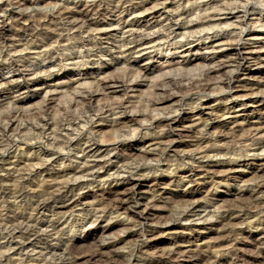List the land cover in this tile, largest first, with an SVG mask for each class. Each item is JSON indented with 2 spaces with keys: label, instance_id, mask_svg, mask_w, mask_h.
Here are the masks:
<instances>
[{
  "label": "bare ground",
  "instance_id": "1",
  "mask_svg": "<svg viewBox=\"0 0 264 264\" xmlns=\"http://www.w3.org/2000/svg\"><path fill=\"white\" fill-rule=\"evenodd\" d=\"M106 1L85 0L82 3L97 6V10L76 15L70 1L61 0L46 18H39L38 12L22 8L26 0H0V55L13 56L7 67L19 72V78L47 72L26 62L31 54L25 50L32 44L42 49L40 55L54 60L59 70L64 60L79 65L107 55L127 64V70L118 75L103 72L93 82L84 81L85 77L84 82L78 80L76 98L68 107L62 106L57 117L51 116L48 102L69 82L47 90L44 102L33 109L24 107L26 96L21 93L2 113L0 264H221L231 243L239 242L236 236L244 226L263 233L257 256L262 257L264 173H259L264 171V0ZM256 14L261 18H253ZM222 15L230 20L222 22ZM40 31L48 41L35 44ZM203 38H215L216 43L210 55L200 57L198 77L187 65L162 64L168 70L150 86L149 109H141L144 100L135 92L142 85L139 78L147 76L151 66L147 61L135 69L140 60L163 50L186 51L187 44ZM89 72L85 75L92 78ZM1 79L0 85L8 89L22 85L19 79ZM120 92L117 100L104 99L94 105L97 95ZM191 92L197 97L191 98ZM135 98L140 99L133 103ZM248 107L259 119L255 124L248 122V114H240ZM189 113L195 118L190 119ZM32 116L37 119H25ZM104 125L116 128L115 132L104 135ZM126 133H131L140 149L126 152ZM34 141L39 148L26 151ZM59 155H66L67 162L60 164ZM247 160L259 163L247 164L255 167V178L243 181L237 191L239 202L217 205L213 199L195 198L200 193L196 186L206 185L208 179L232 176L239 180L244 174L241 162ZM186 164L192 165L190 174ZM160 170L167 175L153 174ZM164 178L172 183L177 178L191 186L179 194L176 203L173 195L137 191L150 180L162 186ZM113 182L114 188L106 187ZM86 189L93 192L94 201H85ZM130 206H135L131 213L122 212ZM120 225L123 235H111ZM86 227L92 234L102 230V240L89 250L73 251L71 242ZM175 227L217 231V249L193 251L175 240L132 262L131 256L144 252L149 242L122 246L127 236L153 241ZM69 234L71 238H66ZM236 252L228 264H244L242 254Z\"/></svg>",
  "mask_w": 264,
  "mask_h": 264
},
{
  "label": "rangeland",
  "instance_id": "2",
  "mask_svg": "<svg viewBox=\"0 0 264 264\" xmlns=\"http://www.w3.org/2000/svg\"><path fill=\"white\" fill-rule=\"evenodd\" d=\"M60 1H54V2H52V1H50V2L49 1H47V2L40 1V2H38L37 0H26V3H25V5H23L22 8L29 11V12H36V13L38 12V16L40 15L39 18L41 16H42L41 18H46L47 15L52 13L53 10L55 8H57V7H55V2L57 3L56 5H58ZM68 1H70V6H72V9L75 10L76 15L77 14L81 15L83 13H87L88 11L92 12V9L95 8L93 10V11H95V10H97L96 8H98L97 6L94 8L88 7L87 5H85L86 2L82 3L85 0H68ZM105 4L110 5L111 2L106 1ZM185 4H187V3H185ZM185 6L186 5H184V7ZM186 8L189 9L191 7H190V5H187ZM147 14H149V13H147ZM195 17L196 16H194V18ZM257 17L261 18V16H259L257 14L253 16V18H257ZM263 18H264V16H263ZM228 19L230 20V17H227V15L221 16L222 22H225ZM106 21H111V20H110V18H108ZM10 23H12L11 20H9L8 24L10 25ZM257 30H263V29L258 27ZM36 38H37V40L34 39L35 44H40L43 42V40L48 41L47 35L43 31H40L39 36ZM261 38L263 39V42H264V36L263 37L261 36ZM213 42H214V44L216 43L215 38H203L202 41H200V42L197 41L193 44H187L185 48H187L188 50H186V51L185 50L183 51V50L172 49L171 52H168L167 50H163L162 52L160 51L159 53L157 52L155 54H151L150 56L152 57V59H150L151 58L150 56H146L142 60H140V62L138 63V66H136L135 69L143 68L145 66V64L147 63V61L150 62L149 64L151 66V71L148 72L147 76H145L143 78L142 77L139 78L142 85L136 91L137 93L135 92V95L142 97L141 98L142 101L144 100L141 103V109H146V108L149 109V105H148L149 103L147 101H148V95L151 94L150 86L152 85V83H154L156 80H158L159 76H161V74L164 71L168 70V69H162V67H160L162 64H165V65L171 64L170 66H172V67H180V66H186L187 65L188 68L195 69L194 71H192V73L196 74V75H194L196 78V77H198L197 73L199 72L197 64H199V62L201 63V61H202V60H200V57L203 55H210L211 50H212V46L214 45ZM249 43H252V42L250 41ZM20 46L23 47V45H20ZM33 46H35V45L32 44L30 46V48L28 47V49L25 50V53L31 54V58L27 59L28 61L26 60V62L30 65H33V66H39L40 67L39 71H41V69L44 68L48 73L46 72V73H42V74H39L36 76H34L35 74L32 75L31 73H29L30 78L32 77L31 79L24 80V78H19V76H20L19 72H15L13 69L7 67V63L11 60V57H13V56L10 55L8 57V53H2L0 55V80H2L1 77L5 78V80L19 79V83L22 84L21 87L14 88V89H8L7 86L0 85V120L5 119L4 116L2 115V113L5 112L9 108L10 103L14 102L15 96L20 95L22 93L23 97L26 96L25 101H24V103H25L24 107L29 108V109L30 108L33 109L35 107H38L39 105H41L44 102V99L46 98V91L47 90L55 89L57 87H61L60 84H62V82L63 83L69 82L68 83L69 85H66L67 87L58 88V92L54 93L55 96L53 97L52 100H50L48 102V104L50 105L48 107H49V112H50L51 116L53 114L54 117H57L58 114L60 115V113H62V110H61L62 106L68 107V105L70 103H73L74 99L76 98L75 94H73L75 92L74 88H76L79 85V83L84 82V81H89V82L92 81L93 82L94 77H96L99 74H102L103 72H105L104 74L118 75V74L123 73L125 70H127V69H125L127 64L123 63L122 61L115 62L112 60V57L109 55L104 56V58L101 60H99L98 58H91L89 60L86 59L84 61L85 63H83V64L81 63L79 65H71L69 63L70 61L68 62V60H64L63 61L64 66L62 69L59 70L58 68H56L54 66V64H55L54 60L49 59L48 55L44 56L43 55L44 53L42 55H40L39 53H41L40 51L42 49L41 48L40 49L39 48L34 49ZM32 52H35V54ZM37 53H38L39 57H38V55H36ZM45 59H47V60L45 61ZM130 64H131V62H130ZM177 64H178V66H177ZM194 65L196 68L194 67ZM86 72L92 73L94 75L91 78L90 76L85 75ZM82 77L83 78L85 77L84 81H81V80H83ZM78 80H79V83H78ZM189 81L190 80H186L185 83H189ZM122 94H123L122 92H120V93H109V95L105 96V97H104V95L99 94L96 96L97 101H94L95 102L94 105L97 106L104 99L105 100L110 99V100L115 101L119 97H121ZM190 96H191V98L197 97L195 92H191ZM139 99L138 98L133 99V103L134 102L136 103L137 101H139ZM129 106H131V105H129ZM129 109L132 110L133 107H131V108L129 107ZM249 109H252V108L248 107L247 112L243 111V112H240V114H242V116H246L248 114L247 115L248 120H249L248 122L255 124V122L259 121V119L256 118V115L252 114L251 110H249ZM79 112H82V111L78 109V111H76V113H79ZM188 115H190V119L195 118V117H192V114H190V113ZM234 115H236V113L233 114V116ZM31 118L37 119V117H35V116L34 117L33 116L32 117H26L25 119H31ZM137 118L144 119L143 116L139 117V115L137 116ZM262 121H263V119H262ZM190 123H192V121H188L186 124H190ZM210 124H211V126L214 125L213 122H211ZM231 125H234V124H231ZM130 126H131V128H134L136 125L130 124ZM103 127L104 128L102 129V131H103L102 133L104 135H112L116 130V128L107 127L105 125ZM211 130H215V128L212 127ZM30 132L32 133L31 130H30ZM131 136H132L131 133L130 134L126 133V136L123 137L125 139L124 143L126 144V148L129 149V150H126V152L133 150V149L135 150V149L141 148V146L138 145L139 143H137L136 139L131 137ZM29 146H27L26 151H30V150H32V148H33V150H37L39 148V144H36L35 141L31 142ZM132 153H134V152H132ZM2 156H4V155L0 154V157H2ZM59 156H60V160H59L60 164H62L61 162H63V161L67 162L66 155H59ZM135 157H137V156H135ZM137 158L140 159L139 157H137ZM251 162H253V161L247 160V161L241 162V166H240L241 168L240 169H242L244 171V174L240 175L239 180L238 179L235 180V179L231 178L232 176L231 177H224V178H215V179H208L207 180L208 183L206 185L196 186V188H199L200 193L198 195H196L195 198L197 200H200V201H202L203 199L204 200H207V199L212 200L213 199V201H215V203L217 205H219V204L221 205L222 203L239 202L240 196L237 194V191L239 189H242L241 187L243 186V183H244L243 181L245 179L251 180V179L255 178V172L256 171L253 172L255 170V167H247V164L251 163ZM253 163L258 164L259 162H253ZM191 166H192L191 164H186V171H188L187 174L191 173V171L189 170ZM142 169L145 170L146 167L142 166ZM143 172H147V171L145 170ZM261 173H264V171L260 172L259 174H261ZM153 174L167 175V173L164 172L163 170H160L159 173L154 171ZM176 180L174 183H172L170 179L164 178V180H162L164 183L162 186L161 185L155 186L153 181L150 180L148 182H144L141 185H139L137 187L138 188L137 191L143 192V193L144 192H156L159 194H165L166 193L165 195H168L169 197H171L173 195L176 197H174L172 200L174 201V203H176L178 200L181 199L179 197V194L189 190V187L191 186L190 184L185 185V183H182L177 178H176ZM192 185H194V184H192ZM115 186H116V184L113 182L112 184L107 185L106 187L107 188H109V187L114 188ZM217 192L219 194H217ZM85 193L88 195L85 198L86 202L94 201L95 197L93 196V194H92L93 192L90 191V189H86ZM216 194H217V196H215ZM164 202L163 203L161 202V204L164 205L165 204ZM133 209H135V206H130L129 208L122 210V212L123 213H131L130 210H133ZM106 222H107V220L104 222H101L100 226H105L107 224ZM122 228H123V226H121V225L117 226V227L112 229L110 234L111 235L113 234L116 237H118L119 235H123V232H122L123 229ZM262 228H264V227H262ZM250 229L251 228L244 226L242 232H240L236 236L237 240H239V242H237V244L234 242V245H233V242L231 243L232 247L229 248V251H227V253H224L225 255H223L221 257V264H224V263L228 264L227 261H229L230 256H232L234 253H237L236 251H238V253L242 254V258H244L243 260L245 261V262H243L244 264L245 263L246 264H248V263L249 264H251V263L255 264L258 262L264 263L263 262L264 261V254L261 255L262 257H257L258 252H259V248L262 247V244L259 243V239L262 237L263 233L256 232V230H252V229L250 230ZM87 233H91L90 227H86L84 229V231L81 230V231H78L76 233V237L71 242V244L74 245L73 251H76V250L77 251L78 250L79 251H86V249L89 250L90 248H92V246H94L93 245L94 243H97V242L102 240V230L94 232V234L91 233L90 236H86ZM138 236L139 235L127 236L126 237V243L127 244L125 242L122 244V246H124V247H126V246L127 247H133V246L141 244L144 241L149 242V247L145 248L144 252L143 251L142 252H136L134 255L131 256L132 262H135L136 261L135 259H137L138 256L148 257L150 255V252L152 253V251L154 252L156 250L155 248L158 249V248L169 247L172 244V242L175 240H180L183 242V244L185 246H188V247H185V249L187 248L189 250L195 251V250H200V249L201 250L202 249L209 250V247H210V250H212L213 248L217 249V245H216L217 243L216 242L219 241V239H220L219 238L220 234L215 230L212 231L210 229H205V230H201V231H194V230L192 231L191 229H183V228H179V227L173 228L169 234H164L162 236L156 237L153 241L145 239L141 236H139V237ZM79 237H81V238L84 237V238L81 240V239H78ZM66 238H71V234L67 235ZM139 241L141 243H138ZM185 243H189V244H185ZM227 244H226V246H227ZM237 247H238V249H237ZM148 251H149V253H148ZM26 264H28V263H26ZM29 264H32V263L29 262ZM182 264H193V263L183 262Z\"/></svg>",
  "mask_w": 264,
  "mask_h": 264
}]
</instances>
